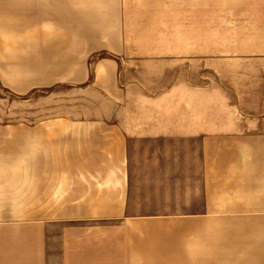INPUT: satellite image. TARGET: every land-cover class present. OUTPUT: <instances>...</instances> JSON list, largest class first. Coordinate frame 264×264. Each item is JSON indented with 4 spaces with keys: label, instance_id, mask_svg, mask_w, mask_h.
<instances>
[{
    "label": "crops",
    "instance_id": "crops-1",
    "mask_svg": "<svg viewBox=\"0 0 264 264\" xmlns=\"http://www.w3.org/2000/svg\"><path fill=\"white\" fill-rule=\"evenodd\" d=\"M75 1L25 0L24 33L0 8V264H264V116L242 113L240 69L132 57ZM161 178L183 213L145 212Z\"/></svg>",
    "mask_w": 264,
    "mask_h": 264
},
{
    "label": "rangeland",
    "instance_id": "rangeland-1",
    "mask_svg": "<svg viewBox=\"0 0 264 264\" xmlns=\"http://www.w3.org/2000/svg\"><path fill=\"white\" fill-rule=\"evenodd\" d=\"M25 7V0H0L2 10L18 14L15 20L11 18L21 27L17 33L25 32L21 16ZM65 9L66 13L79 12L82 33L95 30L99 36L105 30H120L132 57H170L183 67L208 64L210 82L218 67H225L226 82L232 80L230 71L239 68L242 113L264 116V0H76L65 3ZM1 22L9 25L11 21L2 18ZM57 109L56 99L50 100L49 113L56 114ZM13 124L5 121L1 126ZM177 180L161 178L154 190L147 191L145 186L153 198L144 204L146 213L184 212L183 185ZM161 253L168 259L176 253L183 257V249Z\"/></svg>",
    "mask_w": 264,
    "mask_h": 264
}]
</instances>
